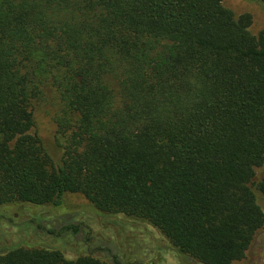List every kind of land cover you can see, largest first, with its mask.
<instances>
[{"label":"trees","instance_id":"1","mask_svg":"<svg viewBox=\"0 0 264 264\" xmlns=\"http://www.w3.org/2000/svg\"><path fill=\"white\" fill-rule=\"evenodd\" d=\"M250 25L222 0H0V206L78 194L192 263L242 261L264 226V32ZM46 89L58 161L30 134ZM29 224L81 231L66 216ZM103 251L110 262L15 248L0 264H124Z\"/></svg>","mask_w":264,"mask_h":264},{"label":"rangeland","instance_id":"2","mask_svg":"<svg viewBox=\"0 0 264 264\" xmlns=\"http://www.w3.org/2000/svg\"><path fill=\"white\" fill-rule=\"evenodd\" d=\"M222 6L235 18L249 15V32L252 36L264 32V6L248 0H222ZM57 103L55 93L46 89L42 100L33 104L34 128L30 132L42 140L56 161L61 157V149L55 138ZM263 178L264 165L255 171L254 180L259 182ZM255 195L264 213V197L258 192ZM62 216L81 225L77 237L69 235L55 239L34 232L29 224L31 219L36 218L51 225ZM107 245L116 247L124 264H197L177 254L168 241L150 225L122 215H101L78 194H66L58 207L0 206V255L15 248H37L58 251L68 260L88 255L108 263L110 258L103 251ZM234 264H264V226L255 234L244 259Z\"/></svg>","mask_w":264,"mask_h":264}]
</instances>
